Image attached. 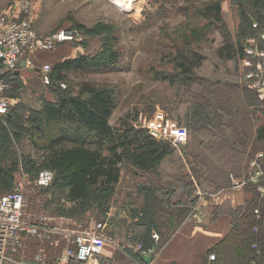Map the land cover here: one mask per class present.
<instances>
[{
	"label": "rangeland",
	"instance_id": "374dc122",
	"mask_svg": "<svg viewBox=\"0 0 264 264\" xmlns=\"http://www.w3.org/2000/svg\"><path fill=\"white\" fill-rule=\"evenodd\" d=\"M215 1L220 2L224 28L231 38L236 39L240 24L237 4L242 0H27L29 4L21 0H0V15L12 7L18 18H27L31 22L40 37L48 36L61 28L81 27L83 32L88 33L89 41L86 50L63 45L58 46L54 52H41L46 55L36 57L33 53L32 64L26 66L20 74V69L17 68L12 73L14 77L11 76L4 82L6 88L3 95L10 100V108L5 116H0V195L14 191L19 185L23 186L28 222H38L39 218L44 216L45 224L49 228L60 230L43 240L23 236L21 245L9 254L15 263L34 264L36 254L42 253L46 264H55L57 256L72 244L69 231L89 230L92 224L102 221L103 234L106 237L105 247L119 245L133 248L141 245L143 248L154 250L152 261L156 264L155 258L163 247L156 250L161 244H149L152 234H157L158 240L153 239L157 243L165 239L163 232L173 229H167L168 219L165 212L156 217L149 215L150 219L145 217L147 221L158 226V229L152 230L149 235L147 229L152 228L150 223L135 227L136 234L134 228L131 231L133 219L135 220L130 212L131 208H137L141 213L144 200L150 196V193L143 194L149 190L142 191V186L148 183L172 186L178 185L182 179H194L196 189H201L198 179L202 176L225 186V173L216 168L220 162L210 152L213 141L222 144L221 140L206 132L202 134L194 129L195 126L188 121L189 118L187 119L191 107L183 100L189 93L198 92L191 90L184 93L176 84L155 77L157 72H175L172 56L167 57L173 51H201L209 58L212 56L223 37L224 29L205 19L201 8ZM105 43L118 50L121 67L87 72L67 70L64 81L60 83L64 93L77 94L88 86L112 88L118 96V104L110 117L112 126H119L120 121L127 115H135L137 120L139 116L152 118L157 113H162L185 127L187 135L185 143L164 160L158 168V173L145 174L126 166L121 171L119 183L112 191L104 193L92 190L86 203L75 205L68 203L64 198L65 181L55 172L52 173L48 166L42 165L37 146L30 140L28 132L30 127L39 122L33 123V120L41 112L44 103L55 99L51 90L53 66L57 62L74 59L82 53H96ZM45 64H49L51 68L48 84L44 83L40 73ZM200 73L204 76L210 73L208 63ZM215 94L220 97L230 96L233 99L232 95H225L222 91ZM214 120L215 118L212 121L215 122ZM61 127L65 134H70L69 126L63 124ZM46 131L49 132L50 128ZM45 170L50 171L54 178L52 177L49 186L42 187L37 183L38 175ZM231 175L237 179L242 177ZM100 199L104 205L98 204ZM256 210L258 211V207ZM140 213L136 219L141 218ZM195 214L196 210L193 216L185 218L179 226L189 221L198 225L199 215ZM255 227L251 229V233L257 232ZM57 238L60 239L56 240ZM260 252L258 250L259 254ZM128 253L132 259L129 260L131 263L144 264L137 259L136 254ZM210 254L215 255V264H220V252ZM125 261L129 264L128 259ZM125 261L123 263L121 259L116 262L126 264ZM252 261L255 264H264L258 260Z\"/></svg>",
	"mask_w": 264,
	"mask_h": 264
},
{
	"label": "trees",
	"instance_id": "16d2710c",
	"mask_svg": "<svg viewBox=\"0 0 264 264\" xmlns=\"http://www.w3.org/2000/svg\"><path fill=\"white\" fill-rule=\"evenodd\" d=\"M237 9L240 24L237 38L233 39L223 26L220 2L215 1L202 7L203 17L224 29L218 46L213 52L210 51L212 56L209 58L201 51H173L167 57L172 56L175 72H157L155 77L176 84L184 93L191 90L198 92L189 93L183 100L191 107L187 119L189 118L188 121L195 126L194 129L202 134L211 130V137L217 136L221 140L222 144L213 141L210 146V152L217 151L221 162L222 158L233 159L236 151L234 145L238 148L247 137L249 140L248 125L250 129L255 125L254 142L249 152L245 153L248 156L247 166L248 161L256 155L257 149L264 151V127L259 126L260 119L264 118V99L258 98L256 88L253 87L255 79L264 80V66L261 70L256 67L262 60L258 55L264 52V39L261 37L264 33V0H242L237 4ZM77 29L84 35L82 41L59 46L69 45L78 50H86L88 33L83 32L81 27ZM250 38H253L251 40H254V43L248 42ZM102 47L96 53H82L74 59L57 62L53 66L51 90L55 99L44 103L41 112L33 120V123L39 122L30 127L28 132L30 140L37 146L42 165L48 166L52 173L55 172L65 181L64 198L68 203L75 205L86 203L92 190L104 193L112 191L119 183L121 171L126 166H131L141 173L156 174L164 160L175 153V148L169 143L156 140L145 129L135 126V115H127L117 127L110 124V117L118 104L114 89L88 86L74 94L64 93L60 88L67 70L87 72L120 68L118 50L107 43ZM245 61H248L249 65H246ZM207 63L210 73L204 76L200 72ZM13 71L0 72V80L7 82L11 76L14 77ZM221 91L225 95H232L233 99L230 96H216L215 93ZM214 118L215 122L212 121ZM63 124L71 128L70 134H65L61 127ZM48 127L49 132L46 131ZM262 161L264 162V159ZM222 171L227 175L231 169ZM198 180L200 190L206 194L205 198L225 187L208 177L202 176ZM196 186L194 179H182L178 185L172 186L144 184L142 191H149H144L143 194L150 193V196L144 200L141 213L137 208H131L130 212L135 218L131 231L134 228L135 233V227L148 225L150 221L145 217H156L166 212L167 229L172 228L173 231L163 232L165 239L157 243L150 237L149 243L161 244L156 247V250H160L183 220L193 216L200 199L194 195L198 190ZM245 188L252 193V198L247 201L243 213L240 210H235L234 213L231 211L234 216L233 228L213 249V252L219 251L222 256L220 264H255L252 259L264 263V232L259 226L264 218V196L259 197L252 185ZM98 204L104 205L101 199ZM256 207L259 216L255 214ZM221 212H224V209L220 207L213 210L211 222L215 221ZM139 213L141 218L136 219ZM150 224L152 228L147 229L148 235L152 230L158 229L157 224ZM255 226L257 232L251 233ZM258 250L261 251L260 254ZM208 256L206 264L217 262L215 259L208 261Z\"/></svg>",
	"mask_w": 264,
	"mask_h": 264
},
{
	"label": "built area",
	"instance_id": "2783aa9c",
	"mask_svg": "<svg viewBox=\"0 0 264 264\" xmlns=\"http://www.w3.org/2000/svg\"><path fill=\"white\" fill-rule=\"evenodd\" d=\"M22 1L29 4L27 0ZM261 37L264 39V34H261ZM83 38V33L77 28H61L48 36L40 37L31 26V22L27 18H18L17 14L13 13V8L10 7L0 15V72L16 70L21 61H24L25 67L30 66L33 53L52 51L59 45L80 42ZM248 42L251 43L252 40L250 39ZM258 56L262 60L256 64V67L261 70L264 66V52H260ZM247 65H249V62ZM40 71L44 83L48 84L51 73L50 65H43ZM253 86L256 88L258 97L264 99V80L258 79ZM5 88L6 85L0 80V116H5L10 108V100L3 95ZM136 126L145 129L154 139L169 143L175 149H179L185 143L186 128L168 119L162 113H157L152 118L139 116L136 120ZM263 159V152H258L248 161L245 177L237 179L230 175V187L244 189L246 186L252 185L259 197H263ZM52 177L50 171H42L38 175L37 183L39 186L47 187L52 181ZM24 192L23 186L19 185L14 191L0 195V263H15L9 254L10 251H14L21 245L20 242L23 236L27 235L43 240L49 238L51 233L56 234L60 231L59 229L49 228L45 224L46 218L44 216L39 218L38 222H28L25 214ZM220 193L212 194L209 198L214 203H219L222 197ZM194 195L199 198L206 196L205 192L200 189L196 190ZM255 214L259 216L257 210ZM199 216L202 218L200 214ZM103 232L104 224L102 221L92 224L89 230L69 231L68 233L72 236V244L57 256L55 264H91L92 260L103 252L106 243ZM152 238L155 241L158 240L157 234H152ZM117 247L130 250L144 264H153L152 258L155 253L153 249L143 248L141 245L133 248L119 245ZM214 259V254L208 256V261ZM46 263L44 254H36L34 264Z\"/></svg>",
	"mask_w": 264,
	"mask_h": 264
},
{
	"label": "crops",
	"instance_id": "0c3cea01",
	"mask_svg": "<svg viewBox=\"0 0 264 264\" xmlns=\"http://www.w3.org/2000/svg\"><path fill=\"white\" fill-rule=\"evenodd\" d=\"M42 54L37 51L34 53L36 57L41 56ZM48 57V55L46 56ZM22 62V61H21ZM246 65L248 64L247 61ZM25 65L21 66L19 64L18 69L20 72L25 70ZM248 74V76H250ZM257 80L255 79L254 83ZM254 87V86H253ZM259 98V97H258ZM260 99V98H259ZM262 100V99H260ZM241 102V101H240ZM244 104V102H243ZM241 105V107L243 106ZM244 109V107L242 108ZM245 110V109H244ZM259 126L264 127V118H261L259 121ZM252 128V127H251ZM255 125L252 129H250V125H248V134L250 139H245L244 143L240 145L238 148L234 145L236 151L234 152V157L231 159L230 157L221 158L218 155V152H214L216 159L220 162L219 165H216V168L221 170L226 169L231 171L225 175V187L226 185L230 186L229 176L231 174L237 176H244L246 174V162L248 156L245 153H248L250 150V146H252L255 138ZM211 130L206 133L211 136ZM256 152H264L261 148L257 149ZM225 163V164H224ZM226 174V173H225ZM229 183V184H228ZM229 186L223 188L221 191V199L219 203H214L211 198H200L198 205L196 206V214L201 215L198 219V225L189 221L181 226L177 232L169 239L168 242L165 243L163 249L158 256L155 258L156 264H206L207 256L213 252V249L225 239V237L231 231L235 210H240L243 213L244 207L248 200L252 198V193L249 190H235L230 189ZM215 205V206H214ZM220 207L224 209V212H221L215 221L211 222L212 212L216 208ZM232 211V212H231ZM201 218V219H200ZM196 219V217H195ZM197 221V219H196ZM260 229L264 232V218L260 223ZM60 238H57L58 240ZM113 244H119L114 243ZM121 244V243H120ZM28 245H25V247ZM130 250H123L120 247H112V246H104L103 252L101 255L96 256L91 264H117V260H121L124 263L125 260L128 259L129 264L131 263L129 260H132L129 255H127ZM129 254V253H128ZM135 256V255H133ZM138 257V256H137ZM139 259V258H137ZM134 260V258H133ZM140 260V259H139ZM142 262V260H140ZM127 264V261H125ZM143 263V262H142Z\"/></svg>",
	"mask_w": 264,
	"mask_h": 264
},
{
	"label": "water",
	"instance_id": "95a60500",
	"mask_svg": "<svg viewBox=\"0 0 264 264\" xmlns=\"http://www.w3.org/2000/svg\"><path fill=\"white\" fill-rule=\"evenodd\" d=\"M24 65V61L21 62V66ZM0 264H18V263H0Z\"/></svg>",
	"mask_w": 264,
	"mask_h": 264
}]
</instances>
